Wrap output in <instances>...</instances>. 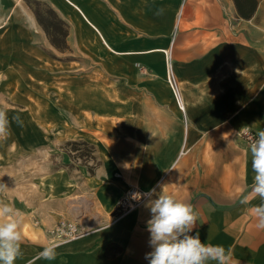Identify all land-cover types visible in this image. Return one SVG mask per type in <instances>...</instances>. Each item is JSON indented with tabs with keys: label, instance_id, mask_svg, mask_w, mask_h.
Listing matches in <instances>:
<instances>
[{
	"label": "crops",
	"instance_id": "obj_1",
	"mask_svg": "<svg viewBox=\"0 0 264 264\" xmlns=\"http://www.w3.org/2000/svg\"><path fill=\"white\" fill-rule=\"evenodd\" d=\"M50 1L83 63L45 80L52 115L28 144L43 159L1 194L0 264H264V143L238 136L264 141V0L250 19L234 0ZM131 187L151 196L117 220ZM60 221L90 232L53 245Z\"/></svg>",
	"mask_w": 264,
	"mask_h": 264
},
{
	"label": "rangeland",
	"instance_id": "obj_2",
	"mask_svg": "<svg viewBox=\"0 0 264 264\" xmlns=\"http://www.w3.org/2000/svg\"><path fill=\"white\" fill-rule=\"evenodd\" d=\"M0 2V6L3 2L0 24L9 13L12 14L10 24L0 30V197L3 198L1 194L6 184L8 188L11 187L9 184L13 181V173L21 171L24 176L28 171V163L24 162L34 158L43 159L39 156L40 153L30 152L28 144L29 130L37 129L43 133L41 128L46 126V120L50 122L46 116L50 118L52 115V106L45 100L51 99L45 97V80H59L62 75H69L66 72L67 62H83L82 57L63 55L62 47L54 43L56 41L59 44L60 40L54 38L52 41L47 30L38 21L35 10L49 23L52 21L57 24V18L60 19L50 0H24L14 10L16 0ZM50 9L54 10L57 18L48 12ZM70 74L82 77L84 73L71 71ZM34 116L38 117L36 121ZM14 144H21L19 152L13 151ZM35 155L38 156L34 157ZM14 156H20L22 161L15 169L12 168Z\"/></svg>",
	"mask_w": 264,
	"mask_h": 264
},
{
	"label": "built area",
	"instance_id": "obj_3",
	"mask_svg": "<svg viewBox=\"0 0 264 264\" xmlns=\"http://www.w3.org/2000/svg\"><path fill=\"white\" fill-rule=\"evenodd\" d=\"M168 78L180 107L178 92L176 90V80L174 77L171 78L170 76H168ZM238 136L254 149L261 148L264 143L263 139L256 132L249 128H244L239 131ZM150 196L151 192L144 191L138 187L129 188L118 201L114 213L115 218L117 220L122 219L129 213L138 209L144 202H146L150 198ZM89 232L90 231H88V229H86L76 221H60L54 226L50 234L53 239V245H58L82 238Z\"/></svg>",
	"mask_w": 264,
	"mask_h": 264
},
{
	"label": "trees",
	"instance_id": "obj_4",
	"mask_svg": "<svg viewBox=\"0 0 264 264\" xmlns=\"http://www.w3.org/2000/svg\"><path fill=\"white\" fill-rule=\"evenodd\" d=\"M234 1L236 3V7L240 17L244 19H250L253 16L258 4L257 0H234ZM48 12L52 16L57 18V15L54 12V10L50 9ZM35 14L40 24H42L44 28L47 30L48 34L52 38V41L54 38L60 40L59 44L54 40L55 45H57L58 47L66 48V36L68 33V30L66 29V24L61 19L58 20V18L56 21L57 24L52 23V21L49 23L45 19H43L42 15L38 12V10H35ZM68 145L71 146L75 152L78 151L77 154L82 158L88 157V155L91 154V152H93L92 147L84 142H70L68 143Z\"/></svg>",
	"mask_w": 264,
	"mask_h": 264
},
{
	"label": "bare ground",
	"instance_id": "obj_5",
	"mask_svg": "<svg viewBox=\"0 0 264 264\" xmlns=\"http://www.w3.org/2000/svg\"><path fill=\"white\" fill-rule=\"evenodd\" d=\"M1 1H3V0H1ZM64 1H66V2H68L78 13H80L82 16L84 15V13H83V11H82V9L77 5V3H75L74 1H72V0H64ZM22 2H24V0H16V2L14 3V5H13V9L12 10H14V8H16V7H18L20 4H22ZM1 3V2H0ZM1 8L0 9H2L3 8V2H2V4H1V6H0ZM183 7V6H182ZM182 10V9H181ZM179 14V13H178ZM11 13H9V15L8 16H6L5 17V19L3 20V22L0 24V30L1 29H3V28H5V27H7L9 24H10V18H11ZM181 15V14H180ZM182 17V16H181ZM178 22V21H177ZM176 22V23H177ZM176 25V24H175ZM184 25V24H183ZM175 28V27H174ZM252 32V31H251ZM250 32V33H251ZM249 33V34H250ZM251 35V34H250ZM164 53H165V58H166V79H167V83L169 84V86H170V88H171V90H172V92H173V95H174V97H175V93H174V90L172 89V87H171V85H170V82H169V78H168V76H170L171 78H172V64H171V61H172V55H171V53H170V50L169 49H166V50H162ZM176 90H177V92H178V98H179V102H180V109H186V105H185V102H184V98H183V95H182V93H181V89H180V86L178 85V83H177V87H176ZM175 99H176V97H175ZM176 102H177V104H178V101L176 100ZM30 116V115H29ZM28 116V117H29ZM26 117V116H25ZM30 118V117H29ZM31 119V118H30ZM27 120V119H26ZM35 126V125H34ZM30 128H32L31 126H30Z\"/></svg>",
	"mask_w": 264,
	"mask_h": 264
}]
</instances>
